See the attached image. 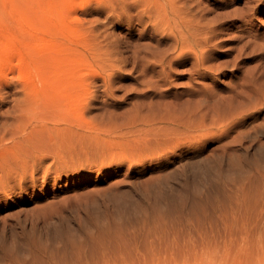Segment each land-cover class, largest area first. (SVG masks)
<instances>
[{
  "label": "rangeland",
  "instance_id": "obj_1",
  "mask_svg": "<svg viewBox=\"0 0 264 264\" xmlns=\"http://www.w3.org/2000/svg\"><path fill=\"white\" fill-rule=\"evenodd\" d=\"M247 1L0 0V264H264Z\"/></svg>",
  "mask_w": 264,
  "mask_h": 264
},
{
  "label": "bare ground",
  "instance_id": "obj_2",
  "mask_svg": "<svg viewBox=\"0 0 264 264\" xmlns=\"http://www.w3.org/2000/svg\"><path fill=\"white\" fill-rule=\"evenodd\" d=\"M245 4L250 8V10H252L253 13H255L256 11H258V12H263L264 11V6H262V5H264V0H250V1H247ZM4 44H1V45H4ZM2 47L3 46H1V48ZM10 50H12V48H10V46L7 47V49L4 51V54H6L7 52H9ZM0 53H1V50H0ZM188 126H190V125L188 124L187 125V128H189ZM191 129H193V128H191Z\"/></svg>",
  "mask_w": 264,
  "mask_h": 264
}]
</instances>
